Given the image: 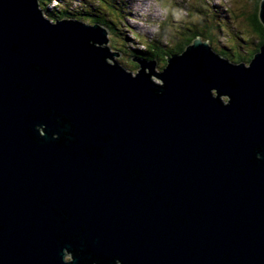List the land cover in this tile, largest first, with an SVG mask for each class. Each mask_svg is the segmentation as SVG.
<instances>
[{
  "label": "water",
  "instance_id": "obj_1",
  "mask_svg": "<svg viewBox=\"0 0 264 264\" xmlns=\"http://www.w3.org/2000/svg\"><path fill=\"white\" fill-rule=\"evenodd\" d=\"M109 34L0 0V264H264V44L133 73Z\"/></svg>",
  "mask_w": 264,
  "mask_h": 264
},
{
  "label": "rangeland",
  "instance_id": "obj_2",
  "mask_svg": "<svg viewBox=\"0 0 264 264\" xmlns=\"http://www.w3.org/2000/svg\"><path fill=\"white\" fill-rule=\"evenodd\" d=\"M55 1L57 2L55 3ZM102 1L103 0H53L54 3H52L51 1L47 5V8L49 9L47 11L50 12L56 10L57 13H61L60 9L62 7H66L68 10H74L83 8L86 9L87 6L91 5L93 6V8L99 9L100 12L104 14L107 13L106 16H108L109 18L119 21L121 23V33H123L124 35H115L111 34L110 32L109 45L112 52L118 51L120 53V56H114V59H117L124 67H126L127 70L132 71L133 73H137L140 66L131 58H138L137 56L139 55L135 52L136 49H146V46H148V48L150 47L151 50H154L156 46L155 40L158 39V35L160 34L159 31L161 30L160 25H162L169 19V5H176V8L172 11L173 14L175 12V15H173V19L171 20L170 24L167 25L168 31H170V36L167 35L165 38H163L165 44L166 42H168L170 45H175L183 37V35L181 34V28L185 23H189L193 20L200 22L201 20H203V18L209 17V10L207 11L206 8H217L219 7V2L223 4V6L219 8L225 14L223 18L229 17V22L232 26L233 31L232 38L234 39V41L236 42L237 38L241 39V41L242 39H248L249 42L254 41L255 43H257V35L250 31V29L246 26L245 20L247 17H249L252 10H254V0H184V2L183 0H116L119 5H121V2L125 3L124 5L126 6L123 8V12L110 11L107 8V5L105 6ZM104 1H109L111 3L114 2V0ZM226 7H230V9H233L236 16H230V14H228L225 9ZM187 11L189 12V14L186 13ZM43 12L47 17L46 11L43 10ZM243 12L247 15V17L246 15H243ZM80 18H85L86 20L91 19V17L81 16L78 19L73 20H81ZM64 19L72 18L64 17ZM172 34L176 37H173ZM122 37L129 38L127 45L124 43L125 41ZM175 38H178V40ZM251 38H253L254 40ZM219 43H221L222 46L226 45V42L223 39H221ZM217 44L218 42L213 39L212 45L216 48ZM240 44L242 43L240 42ZM242 51V57H248L245 52L246 50ZM109 61L112 62L111 59ZM163 65L164 62L162 60L157 61L155 70L157 72H160ZM152 78L156 82L162 83V81L154 75L152 76Z\"/></svg>",
  "mask_w": 264,
  "mask_h": 264
},
{
  "label": "trees",
  "instance_id": "obj_3",
  "mask_svg": "<svg viewBox=\"0 0 264 264\" xmlns=\"http://www.w3.org/2000/svg\"><path fill=\"white\" fill-rule=\"evenodd\" d=\"M53 0H40L42 10L46 11L47 17L51 20L56 19H64V17H70L72 19H78L81 16L84 17H91V19L86 20L85 18H80L81 20H85L88 23L95 24L100 23L101 25L107 27L111 34H123L121 33V23L119 21H116L115 19L109 18L106 14L100 12L99 9L93 8V6H87L86 9H74V10H68L66 7H62L60 9L61 13H57L55 11H47L49 10L47 5ZM254 5L252 12L250 13L249 17L243 12V15H246V26L257 35V43L254 41H250L248 39H237L236 42L232 38V26L229 22V17H224L225 15L221 9H219L223 4L219 2V7L217 8H206L207 11L209 10V17L203 18V20L199 21H190L189 23H185L184 26L181 28L183 37L180 41H178L175 45H170L168 42H164L163 38H165L167 35L170 36V31H168V26L173 19L172 11L176 8V5H169V16L168 20L164 22L161 26V30L159 31L160 34L158 35V39L155 40L156 46L154 50H151L150 47L146 46V49H136V53L139 55L137 56L140 59L146 60V61H159L162 60L164 62V65L161 67L163 69L166 66V58L168 55H172L174 53H181L185 47L190 44L196 37H201L203 40H209L211 45L213 39L218 42L216 48L213 46V48L223 57L230 59L234 62H247L249 63L251 59L253 58L254 54L259 50V47L264 44V26L259 20V3L261 0H254ZM57 1H55L56 3ZM105 6L107 5V8L110 11L116 12H123V8L126 6L125 3L121 2V5L114 0V2L109 1H102ZM184 2V0H183ZM51 3V5H52ZM63 4V3H62ZM177 4V3H175ZM168 7V6H167ZM227 13L230 14V16H236L233 9H230V7L225 8ZM58 11V10H57ZM186 13L189 14L187 11ZM109 14V12H108ZM124 35V34H123ZM173 37H176L172 34ZM125 41L124 43L127 45L129 38L128 37H122ZM178 40V38H175ZM223 39L226 42V45H221L220 40ZM253 39V38H251ZM254 40V39H253ZM147 41V40H146ZM240 42L242 44H240ZM216 43V42H215ZM251 46V47H249ZM247 47V48H243ZM129 48V47H128ZM135 49V48H134ZM129 50V49H128ZM242 50H246V55L248 57H242Z\"/></svg>",
  "mask_w": 264,
  "mask_h": 264
}]
</instances>
